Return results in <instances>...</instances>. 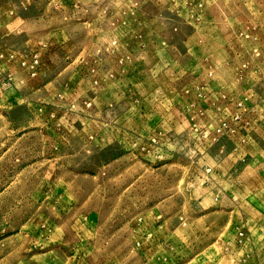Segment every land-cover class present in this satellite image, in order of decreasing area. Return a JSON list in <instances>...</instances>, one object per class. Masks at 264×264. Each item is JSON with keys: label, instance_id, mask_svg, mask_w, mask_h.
I'll list each match as a JSON object with an SVG mask.
<instances>
[{"label": "rangeland", "instance_id": "374dc122", "mask_svg": "<svg viewBox=\"0 0 264 264\" xmlns=\"http://www.w3.org/2000/svg\"><path fill=\"white\" fill-rule=\"evenodd\" d=\"M0 264H264V0H0Z\"/></svg>", "mask_w": 264, "mask_h": 264}]
</instances>
